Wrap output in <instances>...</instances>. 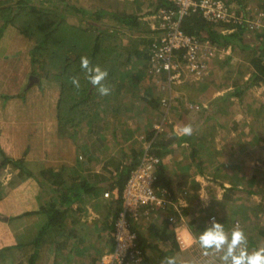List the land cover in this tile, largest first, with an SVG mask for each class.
<instances>
[{
    "label": "crops",
    "instance_id": "1",
    "mask_svg": "<svg viewBox=\"0 0 264 264\" xmlns=\"http://www.w3.org/2000/svg\"><path fill=\"white\" fill-rule=\"evenodd\" d=\"M21 1L26 0H0V264H68L70 261L64 258L72 259L75 256L79 262L83 253L72 255L64 250L55 251L49 242L41 247L34 245L44 223L43 217L39 221V215H44L45 219L47 215L40 212L68 205L74 210L81 207L84 212L80 222L73 225L81 238L83 227L97 222L101 217L96 207L103 202L113 205V201L105 199L103 195L117 188L114 183L118 173L122 169L124 171V166L142 149L144 135L141 130L147 128L146 123L144 127L142 123L148 122L147 129L151 130L161 122L156 117L152 121L144 120L142 112L128 109L133 106L132 96L137 95L144 102L146 112L150 101L155 99L159 103L157 96L161 95L155 93L154 79H151V84L146 80L154 89L152 93L142 89L145 83L142 82L141 72L131 76L125 71L108 78L111 92L107 96L99 95L92 87L90 92L94 98L87 104L84 117L74 114L75 107L71 112L74 118H68L66 113L70 112L69 109L64 112L66 121L59 122L57 103L59 99L63 100V96L60 97L58 84L36 75L31 58L20 61V56L30 57L34 43L15 25L2 23L3 18H14L17 12L23 11L16 8ZM27 1V10L37 6L51 11L52 5L58 3L63 10L69 11L73 9V4L78 5L83 0ZM150 1L157 4V0ZM237 2L241 11L247 6L264 10V0ZM156 7L145 15L147 11L142 10L145 12H142L144 18L141 22L149 31L153 23L152 12ZM63 13L58 16L65 20L67 12ZM71 26L78 27L74 24ZM13 28L19 32L17 40L21 45L15 42L16 37L9 35L13 34L10 31ZM130 43L132 47L135 45L134 42ZM244 54L242 57L240 54L237 60L242 61L245 68L247 61H243ZM135 61L126 56L118 66L125 69ZM186 82L189 83L181 81L176 86ZM118 83L122 89L116 92L113 88H119ZM131 85L135 87L132 91L129 89ZM238 86L240 84L235 83L228 89H221L214 93L217 94L215 97H211V90L195 97H184L175 87L174 110L178 111L180 120L169 121L167 126L163 124V132L156 141L161 139L167 144L166 151L161 155L162 175L166 183L162 187L180 196L185 223L179 244L174 228L166 223L165 213L141 218L137 228L138 238L141 235L148 242L145 249L148 264H160L164 257L169 256L175 257L176 264H201L205 258L200 255L199 245L190 239L189 233L198 235L211 225V217H215L229 232L236 223L239 224L248 236L250 251L264 246V120L252 122L257 111L250 105L249 96L257 88L242 87L237 90ZM56 87L57 91L51 93ZM242 91L241 97L245 94L248 97L245 102H240L241 97L235 96V93ZM203 101L204 107L200 108L207 109L202 112L187 106ZM230 101H235L232 107L228 105ZM223 102L228 103L226 108L230 116L224 122L215 121L212 128L210 120L214 109L218 104L223 106ZM158 108L154 102L155 113ZM48 112H52L53 116L49 117ZM131 113L133 118L126 122L123 114ZM197 115L198 122L191 123L193 134L185 140L180 129L189 125V120L193 121ZM209 128L214 133L211 134ZM185 147L189 152L183 156L178 152ZM81 182L87 184L93 193L84 196L76 205H70L71 201L60 196L62 189ZM183 192L187 194L182 197ZM106 219L111 221L109 216ZM106 219L102 221L103 226L98 223L99 228L108 226L110 222L107 223ZM66 229L68 227L64 228L65 234ZM97 240L104 239L98 237ZM69 243L73 244V241ZM110 251L106 249L101 253L100 264Z\"/></svg>",
    "mask_w": 264,
    "mask_h": 264
},
{
    "label": "trees",
    "instance_id": "2",
    "mask_svg": "<svg viewBox=\"0 0 264 264\" xmlns=\"http://www.w3.org/2000/svg\"><path fill=\"white\" fill-rule=\"evenodd\" d=\"M162 4H164L163 0H157V6ZM17 5L16 8L22 9L23 11L20 10L17 12L14 18H3L2 23L4 25H15L25 37L33 41L34 48L30 51L32 69H41L40 71L42 74L40 76L42 78H46V80H51L58 84L60 97L63 96V100L59 99L57 103L59 122L66 121V114L69 115L68 118H74V115L71 114V112L75 107L76 111L74 114L84 117V115L87 114L85 108L94 97H91L90 92L93 86L88 82L86 74L80 67V58L86 56L91 60L93 65H98L103 70H106L108 72V77L105 84L109 86L108 78L118 75L117 62L118 59L123 56V47L116 46V42H112V38L115 40V37L112 35H104V33H99L98 31L93 32L89 28L76 27L67 24L62 17H57L55 15V11H50L47 8L41 9L37 6H32L34 9L27 10V6H29L27 0L21 1L17 3ZM114 18L122 25H133L137 28H141L142 26L140 22L137 21L138 18L133 17L132 15L120 13L115 14ZM181 27L185 33L193 35L201 41L209 42L212 46L218 49L221 47H227L230 48V52L237 51V53L240 54L245 52L243 55V61H247L244 70L247 79L244 80V74L240 76V78H242L241 82L243 83L236 87L237 90L243 88H259L264 85V33H259L255 37H250L242 26L211 24L199 14L186 16L182 20ZM148 32L149 31L147 30L143 33L147 34ZM116 41L118 42L117 39ZM140 41L145 43V49H139L138 45L133 44L129 57L146 60V46L148 45L149 39L147 38L145 41L141 39ZM60 45V49L57 48ZM230 57H232L231 54H229L228 60ZM73 77L79 80V89L75 88L71 83ZM242 93L243 91L240 93L237 92L235 93V96L239 98ZM95 96L97 97V95ZM74 97H76V101H74ZM239 100L240 102H243V100L241 101V98H239ZM154 102L155 107H159L157 109V116L159 118L164 114L166 108L155 99L150 101L153 106ZM72 104H76V106ZM69 109L70 112L65 114L64 112ZM158 121H160V118ZM153 137H155V131L151 129L145 134L143 140L150 143V152L161 158L163 152L166 151L167 144L161 139L156 141L158 136L155 139H153ZM184 139L187 140L188 137L185 136ZM143 152L144 148L141 149L137 155L132 157L131 162H128L124 166V171L122 169L121 172L118 173L114 186H116L120 192L122 191L130 172L138 167L140 156ZM157 171L159 172L157 184L162 187L166 183L163 180V169L161 164ZM62 191L63 192L60 196L63 195L64 200L71 201L69 203L70 205L73 203L76 205V203L82 200L84 196L93 193V191H90L88 185L83 182L76 186L69 185L62 189ZM116 204L117 208L111 213L110 223L103 228L104 230H107L109 237L107 238L106 243L98 248V251L101 253L105 246L108 247L107 250H112L113 248V221L120 209V203L118 202ZM83 212L84 211L81 207L74 210L73 208H70L69 205L68 207L63 206L61 209L52 207L51 209L41 210L40 213L47 214V221L40 228L34 245L41 247L46 242H49L55 251L64 250L67 253L68 250L70 252L69 241L72 240L73 245H77L83 240V238H80L78 231L73 229V225L80 222ZM166 223L168 224L167 219ZM135 226L139 228L138 225H134L133 227L135 228ZM66 227H68V229H66L65 234L64 228ZM137 228H135V230H137ZM136 232L139 236L138 230ZM138 239H141L140 246L144 251L143 263L148 264L145 253L148 242L141 235ZM94 249L96 251L97 247H94Z\"/></svg>",
    "mask_w": 264,
    "mask_h": 264
},
{
    "label": "built area",
    "instance_id": "3",
    "mask_svg": "<svg viewBox=\"0 0 264 264\" xmlns=\"http://www.w3.org/2000/svg\"><path fill=\"white\" fill-rule=\"evenodd\" d=\"M163 2L164 4L157 6L152 12L153 23L148 34L145 65L148 72L156 78L155 84L159 85L161 90L166 88L171 92L173 84L180 83L187 77L203 79L210 72L217 54H230V48L218 49L209 42L185 33L181 23L186 16L199 14L211 24L242 26L250 37L264 33V10L247 6L241 11L237 0H163ZM166 98L159 100L166 108L165 112L168 111L171 100ZM193 106L188 105L190 109H193ZM194 109L198 108L195 106ZM163 120L164 118L161 122ZM161 122L153 127L155 131L153 139L163 131ZM149 146L150 143L144 141L140 163L130 172L122 191L115 188L103 195L113 203H120V209L113 221V248L102 258L103 264H146L143 263L144 251L133 226L139 225L141 218H149L154 212L166 213L168 225L174 228L176 239L181 244L180 233L183 231L185 219L180 196L157 184V169L162 159L153 155ZM186 194L183 192L181 196Z\"/></svg>",
    "mask_w": 264,
    "mask_h": 264
},
{
    "label": "rangeland",
    "instance_id": "4",
    "mask_svg": "<svg viewBox=\"0 0 264 264\" xmlns=\"http://www.w3.org/2000/svg\"><path fill=\"white\" fill-rule=\"evenodd\" d=\"M238 4V2H237ZM73 9L72 10H63L62 7H60V5H58V3L56 5H52L51 10L55 11V15L57 17H59V13H63V12H67V16L65 17V22L68 23L69 25H77L78 27L80 25V27H84V28H89L90 30H92L93 32L98 31L99 33H104V35H112L115 37V40L112 38V42H116V46H122L123 47V56L121 58L118 59L117 65L118 63L123 60L126 59V56H129L127 54L130 53L131 49H132V43L134 42L135 45H138L139 49H145V43H142L140 40L142 39L143 41H145L148 38V34H144L143 32L147 31V29L144 28L143 24H142V18H144L143 16L150 12L155 6V2H152L150 0H83L82 3L75 5H72ZM253 8V7H252ZM146 10L147 12H143L142 10ZM63 11V12H62ZM104 12V13H103ZM142 12L144 13V15L142 14ZM69 13H72L73 15H69ZM126 14V15H132L133 17H137L138 20L140 22V24L142 25L141 28H137L132 26H128V25H122L120 23H118L116 21V19L114 18L115 14ZM64 14V13H63ZM138 22V23H139ZM144 30V31H143ZM222 30V29H220ZM10 31H13V34H9L13 37L17 38L19 37V32L17 31V29H10ZM149 31V30H148ZM151 31V29H150ZM149 31V32H150ZM18 33V34H17ZM15 34V35H14ZM18 35V36H16ZM110 37V36H109ZM116 39L118 40V42L116 41ZM140 41V42H137ZM15 42H18L15 41ZM18 44H20V42H18ZM21 45V44H20ZM126 45V46H125ZM61 45L58 46L57 48L60 49ZM126 47V48H125ZM58 51V49H57ZM5 50L2 51V53H4ZM28 53V52H27ZM228 53V52H227ZM230 54L232 55V57H230V59L228 60L229 55L226 53H219L217 54L218 56L215 57V60L212 64V67L210 69V72L203 78V79H192L191 77H187L184 81H188L189 83H182L181 85L176 86V84L172 85V89L171 92H169L166 88L164 90H161L160 86L155 84V81L153 82V86L155 89V93L158 92L160 93L159 95H161V97L157 96V99L160 100L161 98H166V99H171L170 103L168 104V111H166L164 114L161 115L160 117V121H162V118H164L163 122H161L162 124H166V126L169 124V121H176V120H180V118H178L179 114L177 110H174V105H175V101L173 100V96L176 95L175 91V87L178 90V93L181 94L182 96H197L198 94H202L203 92L205 93H209L208 91L211 90L210 95H212L211 97H215L217 94H214L215 92L221 91V89H228V87L234 86L235 83L237 85L240 84L242 85L243 82L242 78H240V76L242 74L245 75V68L242 65V61H238L237 57L239 56L240 53H237V51L235 52H230ZM240 57H242V53L240 55ZM135 62L131 63L129 65V67H125L122 68L120 65L117 66V71L118 73H122L127 71V73L131 76H137L140 74L141 72V77L143 79V83H145V85H142V89L146 91H151L152 93H154V89L151 88V86L148 85L147 81H151V79H156L153 77V75L151 73L148 72V70L145 68L144 70V66L146 65V60L143 59H138L136 57H131ZM27 59H30V57H22L20 56V61H26ZM137 60H140V62H137ZM122 69H120V68ZM41 70V69H40ZM38 68H35L34 73L36 75H38L40 78H42L40 75L42 74V72L40 71ZM141 70V71H140ZM36 77V76H35ZM51 81V80H49ZM54 82V81H53ZM17 85H20V82L16 83ZM128 84V83H127ZM151 84V82H150ZM29 84H27L28 86ZM117 85H119V88H113L115 89V91L117 92L118 90L122 89V87H120V83H118ZM135 87H133L131 85V87L129 88L131 91L134 89ZM259 87L257 88L255 91H253V93L250 97L251 101H250V105H252L255 110L257 111L256 116L253 115L254 120L252 122H260L264 120V85H263V89ZM157 90V91H156ZM57 91V87L54 88L51 93H54ZM212 93V94H211ZM56 94V93H55ZM152 95V94H150ZM137 95H133L131 102L133 103V106H129L128 109H131V111H140V113L142 112L143 118L144 120H153L155 119L154 117L158 118V113H155L154 110V106L153 104L146 106L148 111H144V105L141 100H139L137 98ZM170 97V98H169ZM117 98V97H116ZM247 95H243V97H241V101L243 100V102H245ZM195 99V98H193ZM137 100V101H136ZM235 101H230L229 104L228 103H222L223 106H221V104L214 109V113L212 115V119L210 120V125H212V123H214L215 121L219 122L222 121L224 122L225 120H227L226 117L230 116V113L227 111L226 108V104L229 105V107H232L234 105ZM160 103V102H159ZM205 101H203L202 103H196V104H192L194 105L193 107L195 108V106L198 108V112H202V110L207 109V108H200L204 107ZM188 104V105H189ZM187 105V106H188ZM186 106V107H187ZM136 107V108H135ZM115 108V107H112ZM193 108V109H194ZM141 109V110H139ZM130 112V110H128ZM152 111V112H151ZM213 111V110H212ZM49 117L53 116L52 112H48L47 113ZM201 115V113H199ZM118 114H116L117 116ZM125 121H129L131 120L133 117L132 113L131 114H123ZM121 115H119L120 117ZM140 116V115H138ZM186 116V114H185ZM140 118L142 119V116H140ZM185 118V117H184ZM187 118V116H186ZM166 120V121H165ZM199 120V116L197 115L193 121H190V125L192 123H197ZM165 121V122H164ZM146 123V127L148 128L149 125L147 124L148 122H143V127L144 124ZM156 123V122H155ZM154 123V124H155ZM165 126V127H166ZM152 127V126H151ZM150 127V128H151ZM211 127V126H209ZM214 126L212 125V128ZM146 130H141V133L145 136V134L149 131V129ZM201 130V129H200ZM200 130H198V133L200 134ZM210 133H214L213 129L209 128ZM163 132V131H162ZM145 133V134H144ZM144 148V141L142 142V149ZM187 152H189V150L185 147L184 150H180L178 153L185 156L187 155ZM189 164V163H188ZM177 194V193H174ZM117 206L115 205V203L110 204L107 202H103L100 203L98 205V207H96L99 216H101L97 222L92 223L90 225H85L84 230L82 231L81 234V238H83L82 242L77 244V245H73L71 243H69V250L70 252L67 250V253H83L81 260L79 262H77L78 259H75L73 257L71 258H64L66 261H70L68 264H100V255L101 252L98 251V248L100 246H103L106 241L107 238L109 237V233L106 232L103 228H99V226H103L102 221L103 219H106L108 216L111 219L110 216V211L114 212L116 210ZM157 213H163V212H154V214ZM166 214V213H165ZM43 217V218H42ZM156 217V216H155ZM40 218H42L43 222L46 223L47 219L44 218V215H39V221ZM106 222L109 223L110 221L106 219ZM43 223V224H44ZM98 223H101V225L98 226ZM33 227V226H32ZM101 232V233H100ZM98 233V234H97ZM98 237H102L104 240L100 241L97 240ZM94 247H97V250L95 251ZM108 247L105 246L102 250L105 251ZM3 253V252H2ZM65 253V252H64ZM88 253V254H87ZM89 253H93V254H89ZM105 262V260H104Z\"/></svg>",
    "mask_w": 264,
    "mask_h": 264
},
{
    "label": "clouds",
    "instance_id": "5",
    "mask_svg": "<svg viewBox=\"0 0 264 264\" xmlns=\"http://www.w3.org/2000/svg\"><path fill=\"white\" fill-rule=\"evenodd\" d=\"M80 67L86 74L88 82L99 95L110 94L111 89L105 84L108 77L106 70L98 65H93L86 56L80 58ZM71 83L79 89L80 84L77 78L73 77ZM180 131L184 136H191L194 129L189 124L183 126ZM211 221V225L198 235L189 233L190 239L198 243L201 250L200 255L205 258L201 264H264V246L250 251L248 236L239 224L234 225L229 232L225 230L223 224L216 221L215 217L211 218ZM213 254H216L215 257L209 259L213 257ZM160 264H176V259L172 256L164 257Z\"/></svg>",
    "mask_w": 264,
    "mask_h": 264
}]
</instances>
